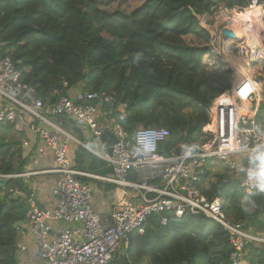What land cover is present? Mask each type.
Masks as SVG:
<instances>
[{
    "label": "trees",
    "instance_id": "obj_1",
    "mask_svg": "<svg viewBox=\"0 0 264 264\" xmlns=\"http://www.w3.org/2000/svg\"><path fill=\"white\" fill-rule=\"evenodd\" d=\"M248 2L141 0L129 12H111L99 0H0V54L12 61L47 110L70 89L71 95L79 89L104 93L115 99L114 107L100 108L115 118L117 106L126 104L121 125L129 135L139 127L165 128L170 133L167 150H172L203 141L209 106L231 86L229 67L210 51V36L192 11L201 17L220 3L245 9ZM137 54L143 57L138 64ZM256 120L264 126V101ZM19 137L13 125L0 123L1 176L27 172ZM86 153L82 148L74 153L75 168L97 174L98 167L83 162ZM210 175L207 171L202 181ZM216 177L203 194L219 198L233 223L264 234V226L257 228L264 197L255 196L252 210L244 212L245 193L238 182L229 174ZM12 188L30 193L22 178L0 183V264H18L15 226L28 210L9 193ZM126 254L131 264H231L226 233L203 216H167L165 226L152 216L141 234L129 235ZM244 262L264 264V245L248 248Z\"/></svg>",
    "mask_w": 264,
    "mask_h": 264
},
{
    "label": "built area",
    "instance_id": "obj_2",
    "mask_svg": "<svg viewBox=\"0 0 264 264\" xmlns=\"http://www.w3.org/2000/svg\"><path fill=\"white\" fill-rule=\"evenodd\" d=\"M198 21L210 36V51L229 67L231 86L209 106V123L203 129L205 137L194 142L198 151L187 160L179 159L184 144L167 150L170 133L161 127L135 130L167 133L157 141L155 152L136 155L135 132L129 135L121 125L126 119V104L117 106L116 118L105 110L109 120L100 123V107L113 108L115 102L104 93L79 89L71 96L73 89H70L69 95L60 97L47 110L36 98L34 88L21 80V72L12 61L0 54V104H3L0 123L13 125L18 133L33 132L38 139L36 153L40 156L50 153L55 166L43 173L58 175L52 189L55 198L52 209H39L33 191L27 194L17 188L9 190L28 206L25 219L15 226V231L18 236L25 228L33 237L39 264H111L121 241L126 242L134 232L141 234L152 216L162 226L167 224V216L178 219L203 216L212 220L226 233L231 264L244 262L248 248L264 245V234L233 223L224 214L222 201L207 198L201 189L203 176L212 171L215 163L223 166L244 193L251 188L239 171L247 164V154L234 152L233 148H247L258 141L256 114L261 101L257 98L251 65L264 66V2L249 0L245 9H229L220 3L212 14H204ZM224 30L232 31L235 39H225ZM111 118L114 120L110 122ZM73 128L96 146L98 154L70 132ZM105 132L116 138L111 155L99 139ZM70 143L75 144L76 150L82 148L104 162L112 170V176L98 179L122 190L118 207L110 214L107 224L93 209L92 187L82 181L93 177L75 168V152H71ZM28 147L29 141L23 139L22 148ZM30 175V172L0 175V181ZM27 249L18 247V256Z\"/></svg>",
    "mask_w": 264,
    "mask_h": 264
},
{
    "label": "crops",
    "instance_id": "obj_3",
    "mask_svg": "<svg viewBox=\"0 0 264 264\" xmlns=\"http://www.w3.org/2000/svg\"><path fill=\"white\" fill-rule=\"evenodd\" d=\"M74 94V93H73ZM73 94L71 96H73ZM106 108L101 109V118L100 123L109 120V116L106 115ZM103 112V113H102ZM108 116V117H107ZM114 119L111 118L110 122ZM83 143L89 145L91 141L87 139L81 131L76 130L75 128L70 131ZM20 142L22 146V140L27 139L29 141V147L24 149V156L28 160L27 172H30L31 175L22 178L24 184L28 187L29 191H33L36 195V205L39 209H52L55 206V198L52 195V189L58 179V175L43 173L45 170L53 169L54 162L50 153L40 156L36 153V146H38V139L36 135L29 131L25 130L23 133H19ZM71 152H76L74 143H70ZM75 158V156H74ZM96 158V157H95ZM83 162L86 164L91 163L94 167H98V173L89 174L93 178H83L86 180L93 191V209L100 216L102 222L107 224L109 222L110 214L118 207V202L120 201V194L122 192L121 188L106 184L105 182L99 180L98 178H109L112 176V170L107 167V165L99 160H92L91 162L83 157ZM75 159L73 162L75 163ZM96 161V162H95ZM76 164V163H75ZM213 171V170H212ZM88 174V173H86ZM33 237L28 233L24 228L22 233L17 236V246H26L28 249L23 253L19 254L18 264H39L36 260L35 250L33 248ZM127 241L123 243V248L118 253L120 257V263L115 264H131L127 254H126ZM116 258V257H115ZM142 264H149L148 260H144Z\"/></svg>",
    "mask_w": 264,
    "mask_h": 264
},
{
    "label": "clouds",
    "instance_id": "obj_4",
    "mask_svg": "<svg viewBox=\"0 0 264 264\" xmlns=\"http://www.w3.org/2000/svg\"><path fill=\"white\" fill-rule=\"evenodd\" d=\"M143 59L141 54H137L134 63H139ZM167 133L154 129H142L134 134L135 144L133 146L136 155L144 156L156 151L157 141L162 139ZM255 134L258 141L247 148L234 147V152L244 151L247 154V164L242 165L239 171L243 174L246 182L251 188L241 196V206L244 212H250L254 207V197L264 194V126L257 125ZM94 154L95 147L91 144L85 145ZM198 151L195 143L184 144L181 149L180 160L190 159Z\"/></svg>",
    "mask_w": 264,
    "mask_h": 264
},
{
    "label": "rangeland",
    "instance_id": "obj_5",
    "mask_svg": "<svg viewBox=\"0 0 264 264\" xmlns=\"http://www.w3.org/2000/svg\"><path fill=\"white\" fill-rule=\"evenodd\" d=\"M99 1L101 2V4L104 6V8L106 10L111 11V12L115 11L116 9L121 10L123 12H129L141 3V0H99ZM214 11H215V9H214ZM190 43H192V40L190 41ZM251 69L253 71H255V73H254L255 80H256V83L260 87L259 90L256 89L257 90V98L262 102V101H264V81L262 80V76L264 75V66L263 65L259 66V65L254 64V65H251ZM101 123H102V120H101ZM14 137L17 138L16 135H14ZM19 139H20V137H19ZM94 147L96 148V146H94ZM84 157L87 158L90 162L92 160H98L93 155L89 154L88 152L86 153V155ZM98 163H99V160H98ZM212 170L213 171H210L211 175L205 181L201 180V189L202 190L209 188L211 183L216 182L217 181L216 176H221V175L227 174V172L225 171V169H223V166L220 163H215L214 166L212 167ZM261 226H264V215L260 218V222L258 223L257 228L260 231H261ZM124 241L125 240L121 241L119 248L117 250V253L115 254L113 260L111 261V264L120 263V261H119L120 257H118L116 255H118L119 254L118 252L120 250H122V248H123L122 246H123ZM241 264H247V263L242 262Z\"/></svg>",
    "mask_w": 264,
    "mask_h": 264
},
{
    "label": "water",
    "instance_id": "obj_6",
    "mask_svg": "<svg viewBox=\"0 0 264 264\" xmlns=\"http://www.w3.org/2000/svg\"><path fill=\"white\" fill-rule=\"evenodd\" d=\"M192 15L197 19L200 18L198 15L195 14L194 11H192ZM222 34L225 39H235V35L230 30H224ZM99 139L102 145L105 147L107 153L111 155V146L116 142L115 136L111 132H105L100 136ZM0 183L2 185H5L7 183V180L0 181Z\"/></svg>",
    "mask_w": 264,
    "mask_h": 264
}]
</instances>
